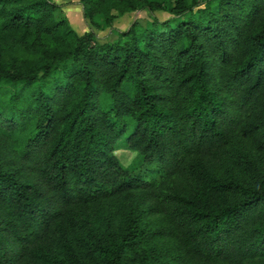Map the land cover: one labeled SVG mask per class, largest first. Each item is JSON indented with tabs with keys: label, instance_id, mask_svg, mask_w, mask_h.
Wrapping results in <instances>:
<instances>
[{
	"label": "trees",
	"instance_id": "trees-1",
	"mask_svg": "<svg viewBox=\"0 0 264 264\" xmlns=\"http://www.w3.org/2000/svg\"><path fill=\"white\" fill-rule=\"evenodd\" d=\"M80 4L0 0V264H264V0Z\"/></svg>",
	"mask_w": 264,
	"mask_h": 264
},
{
	"label": "rangeland",
	"instance_id": "rangeland-1",
	"mask_svg": "<svg viewBox=\"0 0 264 264\" xmlns=\"http://www.w3.org/2000/svg\"><path fill=\"white\" fill-rule=\"evenodd\" d=\"M58 3L63 9V16L67 19L70 26L79 34L91 30L87 20L83 15V8L80 4V0H53ZM152 17V18H151ZM155 15L149 12L132 13L116 19L112 27L105 28L103 30L96 31L98 39L101 43H105L110 40H117L118 37L115 34V30L127 31L133 22L138 21L141 26H145L148 22H151ZM156 17L160 21H164L170 17L166 12H158ZM118 156L124 164H127L132 159V154L128 151L121 150L118 152Z\"/></svg>",
	"mask_w": 264,
	"mask_h": 264
}]
</instances>
